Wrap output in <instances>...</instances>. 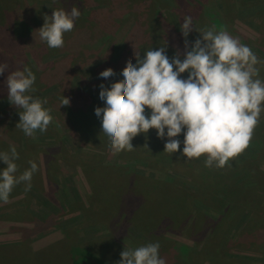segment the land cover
Listing matches in <instances>:
<instances>
[{"label":"rangeland","instance_id":"1","mask_svg":"<svg viewBox=\"0 0 264 264\" xmlns=\"http://www.w3.org/2000/svg\"><path fill=\"white\" fill-rule=\"evenodd\" d=\"M90 1L0 0V64L8 66L0 75V93L8 94L7 76L19 70L16 67L21 60L34 50L30 46L31 33L44 25L45 15L51 16L59 8L69 11L73 6L81 13L90 12L92 7L87 6ZM97 1L110 4L102 7L114 10L116 6L112 5L118 0ZM129 9L144 14L136 18H140L148 34L155 32L161 36L162 29L172 24L180 29L186 15L193 19L196 30L215 26L217 31H228L249 46L261 61L255 67L259 69L258 78L264 80V0H137ZM82 23L83 19H76L73 30L66 34L69 36L77 29L79 32L78 26ZM90 30L96 33L95 26L90 25ZM198 36L194 30L188 40L194 42ZM38 47L46 59L42 69L30 55L21 69L28 67L36 76L34 91L28 94L39 98L44 108L51 110L53 119L47 131L37 130L31 137L25 135L16 127L19 115L5 118L19 114L20 109L9 102L8 95L0 94L3 102L0 104V152L9 151L12 145L16 147L17 175L30 168V160L38 166L30 190L25 191L22 182L13 189L7 202H0V247L17 242L27 233L24 237L33 240H28L29 250L25 252L54 249L55 255L71 254L75 246H80L96 254L105 248L107 264H117L124 248L145 246L153 237L154 242L163 241L159 255L166 264H264V112L250 143L253 158L238 156L223 168L213 166L208 171L205 157L183 156V144L180 151L171 154L174 159L164 161L161 154H170L162 150L167 137L158 138L155 129L133 139L132 143L140 144L131 154L127 150L117 153L111 149L101 127L87 124L85 118L79 121L77 117L81 110L90 109L95 113L96 107H104L99 86L110 87L111 83L123 80V76L116 74L105 80L99 74L108 68L96 70L97 58L76 55L66 59L59 48H49L45 41ZM183 75L187 78L188 73ZM82 92L90 97L87 104L69 96L77 93L80 97ZM63 96L70 99L68 106L61 107ZM86 129H93L94 136ZM147 136L150 137L146 140ZM180 136L184 139L183 134ZM254 139H257L255 145ZM135 156L143 159V165L130 162ZM0 162L3 170L7 165ZM151 172L154 178L150 177ZM166 179L171 181L164 182ZM163 182L171 190L161 205L165 195L161 196L159 188ZM221 186L228 187L227 195H234L228 197L231 203L220 204L216 199L215 189ZM47 198L52 203L57 200L65 203L68 198L74 202V209L51 208ZM200 203L205 208L198 206ZM156 210L160 216L154 222H147L151 229L140 227V221L152 219ZM184 210L187 214L183 217ZM37 225L44 228L43 232ZM180 246H184V252ZM3 250L12 254L21 251L14 247ZM94 254H85L87 258L78 254L76 262L96 264L89 257ZM17 258L11 255L6 260L0 256V262L6 260V264H11Z\"/></svg>","mask_w":264,"mask_h":264},{"label":"clouds","instance_id":"2","mask_svg":"<svg viewBox=\"0 0 264 264\" xmlns=\"http://www.w3.org/2000/svg\"><path fill=\"white\" fill-rule=\"evenodd\" d=\"M80 15L76 6L70 11L54 9L36 31L49 48H61L64 34L73 30ZM180 29L184 50L177 49L169 58L167 47L152 48L142 58L136 55L135 64L129 59L121 72L123 80L110 87L99 86V98L105 106L96 107L95 115L101 118L102 133L114 152L132 151L135 137L155 129L158 138L167 137L164 152L180 151L178 137L183 134V156L205 157L206 167L223 168L250 147L264 112V80L258 78L255 67L261 61L226 30L217 31L215 26L196 30L190 16L185 17ZM194 30L199 36L191 42L188 37ZM7 67L0 64V75ZM184 73H188L187 78H183ZM115 75L112 68L99 74L105 80ZM35 80L28 67L11 72L6 80L9 102L23 109L16 127L30 137L37 130L46 132L53 119L44 102L28 94L34 91ZM69 104L70 99L63 96L61 107ZM18 159L14 145L0 152V161L7 165L0 170V201L7 202L22 182L25 191L31 188L38 166L30 160V168L17 175ZM159 248V242L124 248L117 264H166Z\"/></svg>","mask_w":264,"mask_h":264},{"label":"trees","instance_id":"3","mask_svg":"<svg viewBox=\"0 0 264 264\" xmlns=\"http://www.w3.org/2000/svg\"><path fill=\"white\" fill-rule=\"evenodd\" d=\"M116 2H117V4H116ZM116 2H114L115 5H114V3L112 5V6H116L114 10H110L108 8H103L102 5H104L106 7L108 5H110L108 3L105 4V2L100 3L97 0H91L90 3H88L87 6H91L92 8L90 10H88L90 12L85 11V12L81 13L79 18L83 19V23L80 26H78L79 32H77V30H78L77 29V30L73 31L71 33V35H69V36L66 33L64 34L63 38H64V44L65 45L63 47L59 48L60 52L64 53V56H63L64 58L69 59L71 56H76V55H79L81 57L85 55L88 59L89 58H97V60H95L98 63L96 70H103L105 68H112L116 74L122 76L121 72H122L123 68L126 66V62L129 59H131L133 64H135L136 63V55H138V56L140 55L142 58L144 53L149 49H152V48L158 49L159 47H167V55L169 56V58H171L175 55L177 49H179L181 51V48L184 46V37L182 35L181 29L176 28L177 25L175 26V24H172L174 26L169 25L167 27H164L162 29V35L161 36H159V34H157L155 32H151L150 34H148L146 27L143 26V24L141 25L140 18H136L137 16H144V14L139 15L140 14L139 12H136L134 10L131 11L129 9V6L135 5L137 3V0H125V1L118 0ZM94 6L101 7V9L93 8ZM69 11H70V9H69ZM178 15L183 16L182 14H178ZM186 17H188V15H186ZM192 21H193V19H192ZM180 22L181 21H179V23ZM75 23H76V21H75ZM170 23H171V21H170ZM90 25L93 26V28L95 26V28H96L95 34H94V32H92L90 30ZM193 25H194V23H193ZM86 32H90V34L86 35ZM196 33L198 34L197 31H196ZM79 34H82V35H79ZM31 37H32V39L30 40V46H33L32 48L34 50L29 54L30 59L32 61L36 62L38 64V67L42 69V67L44 66V61L46 59H43V57H42L43 55L41 54L42 48L40 51V48L38 46H39V44L41 46L44 41H42L40 39L39 32L36 30H34L33 33H31ZM192 37H194V36H192ZM177 41H178V43H177L178 45L176 46L175 42H177ZM189 41H190V39H189ZM55 49H57V48H55ZM19 55L21 56L22 53H20ZM29 55L27 54V58L29 57ZM27 58L21 60L20 65H18L16 67V69L19 68V70H22L21 69L22 65L24 62H27ZM28 61H29V59H28ZM52 62L50 64V66L52 65ZM63 62H65V61L63 60ZM183 78H186V77L183 75ZM82 93H83V95L80 97L77 95V93L69 95V96L74 100L82 102L83 104L84 103L87 104L90 97L85 95L84 92H82ZM0 94L4 95V97L6 95H8L6 92L0 93ZM3 100L6 101L5 99H3ZM0 101H1V96H0ZM2 103L3 102H0L1 105H2ZM21 110L22 109H20L19 111H21ZM147 111L150 112V110H147ZM79 113H80V116L77 117V119H79V121H80V119L85 118V121L87 124L88 123L94 124V125L98 126L99 128L100 127L102 128L101 118L97 117L92 110H90V109L87 111L81 110ZM16 115H19V114L18 113L17 114L16 113L10 114L9 116H6L5 118L9 119V118H11V116H16ZM77 129H79V128H77ZM259 129H260V127H259ZM80 131L82 133V130H80ZM86 131L90 135L94 136L93 133H95V131L93 129H89V130L86 129ZM151 131H153V129H151ZM254 136L260 137L259 135L256 136V134ZM149 137L150 136H147L146 140ZM144 138L145 137H143V139ZM151 138H152V136H151ZM178 139H180L181 145H182L183 144V138L181 136H179ZM256 141H257V139H254V142H252L253 145H255L254 143ZM132 144L134 147L133 151H135L137 149V146L140 144V142H135ZM250 146H251V144H250ZM249 148L250 147H248L247 150ZM252 148L253 147H251L247 153L245 152L246 154H244V152H243L241 155H239V158L243 155H245L246 158L248 155H250V157L253 158ZM162 150H164V149H162ZM157 153H158V151H157ZM159 153H160V150H159ZM129 154H131V151H129ZM138 156H135L136 159H131L130 162L134 163L135 165L136 164L137 165H139V164L143 165V163H142L143 159H139ZM161 156H164V158L161 157L164 161L169 160V159H174L171 154H167L166 156H165V154H161ZM204 160H205V158H204ZM132 163H131V165H132ZM207 169L209 171V167ZM155 172L159 173L158 171H155ZM234 172H236V171H234ZM150 175H151L150 177L154 178L153 172H151ZM159 175L165 176V174H162V172L159 173ZM219 175H220V172H219L218 176ZM168 181L170 182L171 180L166 179L164 182H168ZM164 182L162 183V185L159 188L161 196L163 197L165 195L164 199L162 200L161 205L166 201V199L168 197V192L171 190V188H169ZM213 183H215V182H213ZM97 189H99L98 186H97ZM241 190L244 191V189H241ZM215 191H216V192H214L215 197H216V199H218L220 204L221 203H226V204L231 203L228 200V197L230 196V198H231L234 195H231V194L227 195L228 187H226V188L224 186L217 187L215 189ZM235 191H236V195H237L239 190L236 189ZM11 195H12V193H10L9 198ZM201 196H203V194ZM47 199L50 201L51 198H47ZM57 201H55L57 203H52L50 201L49 207H51V208H64V206H66L67 208L69 207V209H74L73 208L74 202L68 201V198H67V201L65 202L66 204L61 203L59 200H57ZM45 202H46V199H45ZM175 205L177 207H179V202L175 201ZM182 206H184V204ZM198 206H203L205 208L206 205L200 203V205L198 204ZM188 208H186V209H188ZM144 211H146V210H144ZM158 211L159 210H156L154 213H152V215H151L152 219H149V218L142 219L145 221V224H142V220H141L139 223V226L140 227L144 226L147 229H151V224L147 225V222H149V221L154 222L155 217L160 216V215H158ZM185 214H187L186 210L183 211L181 216L184 217ZM174 220L176 223H177V220H179L178 214H176V213H175V219ZM36 222L38 224L44 225V224L40 223L38 220ZM41 225H37L36 227L40 228L41 232H43L44 228H42ZM26 234L27 233H23L22 234L23 238L21 236L17 240V242L3 244V246L0 247L1 248L0 249L1 250L0 256L5 258L6 260H8L9 257H11V255H14L15 257L18 256L17 259L11 261L12 262L11 264H15V262H16V264H60L61 260H64L63 264H78L76 262V259H75L76 257H79L78 254L84 255L85 258H87L85 256V254H94L91 252V250L87 251L86 249H84L83 247H80V246H78V247L75 246L70 251L71 254H67V253L63 254L62 253L59 255H55L54 249L53 250L45 249L44 251H42V253L41 252H31V251L25 252V249L29 250L30 243H28V240L29 239H31V241L33 240L30 237H28V238L24 237ZM23 239H26L27 241H23ZM150 239H151V241L149 243H156V242H154L153 237ZM222 241L223 240H221V242ZM157 242H159L160 248H161L163 241L160 242L157 240ZM11 247L20 249L21 250L20 252H22V253L20 254V252H19L17 254H12L9 251L3 250L5 248H11ZM180 249L183 251L184 246L182 248L180 246ZM228 254L229 253H227V255ZM105 255H106V249L103 248V252L100 249L96 254L89 255V257H90L91 261H96V264H107V260H106V258H104ZM117 259H122L120 254L118 255ZM6 260L0 262V264L8 263ZM90 264H93V263H90Z\"/></svg>","mask_w":264,"mask_h":264},{"label":"crops","instance_id":"4","mask_svg":"<svg viewBox=\"0 0 264 264\" xmlns=\"http://www.w3.org/2000/svg\"><path fill=\"white\" fill-rule=\"evenodd\" d=\"M96 189H97V186H96Z\"/></svg>","mask_w":264,"mask_h":264}]
</instances>
